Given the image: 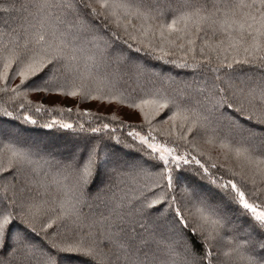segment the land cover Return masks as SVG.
<instances>
[{"label":"snow or ice","instance_id":"1","mask_svg":"<svg viewBox=\"0 0 264 264\" xmlns=\"http://www.w3.org/2000/svg\"><path fill=\"white\" fill-rule=\"evenodd\" d=\"M0 264H264V0H0Z\"/></svg>","mask_w":264,"mask_h":264},{"label":"trees","instance_id":"2","mask_svg":"<svg viewBox=\"0 0 264 264\" xmlns=\"http://www.w3.org/2000/svg\"><path fill=\"white\" fill-rule=\"evenodd\" d=\"M39 97L38 96H33L34 100H37ZM46 104H48L49 106L52 105H59V106H63V107H75L78 103L79 106L84 109V108H88V109H93L96 110L97 108H99V110L104 113V114H108V112L110 111L108 108L104 107V106H100L98 102L95 101H85V102H79L77 100L71 99V98H49L47 101H45ZM127 110H123V112L121 114H124ZM67 115V114H65ZM132 120H135V117L131 118Z\"/></svg>","mask_w":264,"mask_h":264}]
</instances>
